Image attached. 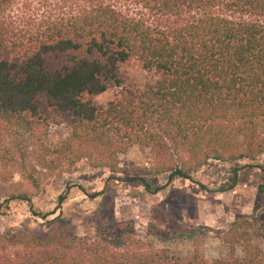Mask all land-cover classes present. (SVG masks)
<instances>
[{
	"label": "trees",
	"instance_id": "obj_1",
	"mask_svg": "<svg viewBox=\"0 0 264 264\" xmlns=\"http://www.w3.org/2000/svg\"><path fill=\"white\" fill-rule=\"evenodd\" d=\"M12 1L0 0V13ZM117 3L139 5L157 23L129 16ZM129 58L157 78L126 83L120 64ZM110 87L117 88L112 99L97 103ZM61 124L69 133L51 157L42 139ZM133 143L153 149L150 163L120 165ZM263 153L264 0H86L34 34L13 32L0 19V181H8L7 166L14 164L28 172L31 161L55 168L86 158L111 176H131L151 195L177 179L214 192L234 188L245 167L264 175ZM209 160L230 165L226 187L209 189L197 180ZM162 174L166 182L154 186L151 180ZM1 195L5 203L27 202L33 216H47L16 184L0 188ZM49 223L40 232H0V264H264V248L253 241L259 234L264 242V219L252 216L235 218L221 232L229 254L212 260L153 248L131 224L87 238L60 218Z\"/></svg>",
	"mask_w": 264,
	"mask_h": 264
},
{
	"label": "rangeland",
	"instance_id": "obj_2",
	"mask_svg": "<svg viewBox=\"0 0 264 264\" xmlns=\"http://www.w3.org/2000/svg\"><path fill=\"white\" fill-rule=\"evenodd\" d=\"M85 4L86 0H13L0 13V19L13 32L34 34L52 22L70 17ZM114 5L123 12L126 9L129 16H143L148 24L157 23L135 3ZM120 72L126 83L135 86L157 78L155 73L145 71L135 58L121 63ZM116 91V87H110L97 95L95 101L104 105ZM68 133V128L61 124L53 127L42 139L50 149L51 157ZM9 137H4L2 149L8 145ZM153 153V149L139 148L133 143L120 155V165H146ZM259 163H264V153L259 157ZM30 165L28 172L32 179L27 177V171L19 170L17 164L7 166L11 176L6 182L0 181V188L9 190L11 184L18 185L29 194L33 208L47 216H33L27 202L12 200L5 203V196L1 195L0 232H40L57 217L73 234L93 238L100 229L114 232L131 224L135 234L150 241L153 248H166L182 259L201 252L206 259L212 260L229 254L228 246L221 241V232L235 218L252 216L264 219V193L257 189L258 185H264V175L257 168L240 170L236 186L229 190L210 192L197 183L177 179L151 195L142 185L131 181V176L123 173L111 176L108 169L94 168L86 158H68L55 168H41L32 161ZM229 167L209 160L196 178L209 189L224 188L230 183ZM167 178L162 174L151 181L154 186H161ZM60 196L66 197L62 203H59ZM150 225L152 229L148 228ZM149 230L154 234H148ZM253 241L264 248L259 234L254 235ZM235 254L242 256V251L237 248Z\"/></svg>",
	"mask_w": 264,
	"mask_h": 264
}]
</instances>
